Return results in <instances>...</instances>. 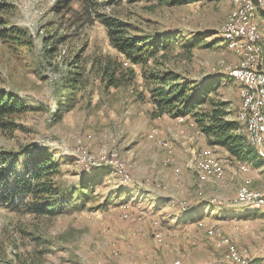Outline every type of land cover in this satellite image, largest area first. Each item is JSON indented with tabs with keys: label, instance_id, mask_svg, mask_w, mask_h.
Returning <instances> with one entry per match:
<instances>
[{
	"label": "rangeland",
	"instance_id": "374dc122",
	"mask_svg": "<svg viewBox=\"0 0 264 264\" xmlns=\"http://www.w3.org/2000/svg\"><path fill=\"white\" fill-rule=\"evenodd\" d=\"M6 1L7 27L23 31L27 42L0 38V94L25 108L4 118L12 127L0 126V153L50 159L51 177L69 202L44 215L0 205V264H228L218 237L243 258L264 260V208L233 204L250 180L226 183L225 174L200 181L194 166L195 152L208 150L224 172L233 164L264 193V155L257 151L261 166L246 162L249 170L241 171L207 145L194 111L158 112L147 75L167 71L193 91L211 87L207 96L225 102L234 119L240 84L226 71L240 57L220 33L231 1H97V11L125 23L129 36L175 37L148 71L109 44L81 0H69L68 9L63 0ZM256 22L264 33V15Z\"/></svg>",
	"mask_w": 264,
	"mask_h": 264
},
{
	"label": "trees",
	"instance_id": "16d2710c",
	"mask_svg": "<svg viewBox=\"0 0 264 264\" xmlns=\"http://www.w3.org/2000/svg\"><path fill=\"white\" fill-rule=\"evenodd\" d=\"M97 1L99 0H81L84 13L87 12L90 16L92 12L105 27L109 44L130 63L146 71L151 68L147 67L148 62L157 63L158 58L164 56V53L156 56L158 51L167 48L175 39L166 36L148 41L145 37L129 36L125 23L97 11ZM100 1L109 5L115 0ZM157 1L159 4L175 5L194 0ZM61 2V8H69V0ZM9 9L10 4L6 0H0V38L12 44H25V33L15 26L7 27L8 21L2 17V13ZM182 46L190 47L188 43ZM147 75L151 84V100L159 113L175 117L194 111L195 122L208 146L225 149L238 162H249L253 167L261 166L262 160L259 161L256 148L246 141L243 127L238 121L229 119L226 103L207 96L211 87L204 86L193 91L187 84L178 82L177 75L167 71L160 73L152 70ZM111 76L110 74L109 82L116 85ZM202 104L208 105V109H202ZM24 108L25 105L19 99L8 93H1L0 126L12 127L10 121H3L4 118ZM54 170V163L38 154H29L21 160L19 154L0 153V205L15 210L22 207L26 212L35 215L59 213L69 201L51 177ZM189 212L191 210L187 213Z\"/></svg>",
	"mask_w": 264,
	"mask_h": 264
},
{
	"label": "bare ground",
	"instance_id": "6f19581e",
	"mask_svg": "<svg viewBox=\"0 0 264 264\" xmlns=\"http://www.w3.org/2000/svg\"><path fill=\"white\" fill-rule=\"evenodd\" d=\"M230 1L232 4V9L227 16L220 33L226 41L227 47L236 53L240 57V60L235 67L231 68V71L230 69L226 71V75L234 78L240 84V104L236 113V120L242 124V127H244L243 129L245 138L248 144L256 147L258 149L257 151L264 155V144L261 143V135H259V122L252 121L253 115H258L262 111L264 104V93L259 91L258 84H254L251 80H249V70L254 67V76H261L260 89H264V49H262V47H258V45H254V42L250 37L243 36L242 34H235V29L240 28V25L246 20V4L248 0ZM251 3H253L254 8L260 9L261 15H264L263 0H251ZM259 15L260 14H252V26L255 29L254 38H260L264 42V33L259 30L256 22V19L259 17ZM163 146L165 147L166 152L169 154L171 152L170 146L167 143L163 144ZM195 153L196 161L194 166L200 181H206L209 176H212L218 180L224 179V164L222 165L221 161L218 160V158L216 159L211 154L212 152L210 153L208 150L200 149ZM238 164L241 171H246L244 169H248L247 164L242 162H238ZM241 199L261 200L264 199V193L253 190L252 188H249L248 184H244L237 190L234 202H239ZM242 206H252L260 209L264 208L263 203L256 201L243 202ZM208 233L209 235H215L213 230H209ZM221 241H227V243L221 244L219 246L226 247V258L229 262L240 257L235 246L231 243L229 238L218 237L217 246L218 242Z\"/></svg>",
	"mask_w": 264,
	"mask_h": 264
},
{
	"label": "built area",
	"instance_id": "2783aa9c",
	"mask_svg": "<svg viewBox=\"0 0 264 264\" xmlns=\"http://www.w3.org/2000/svg\"><path fill=\"white\" fill-rule=\"evenodd\" d=\"M264 4V0H263ZM252 14H260V9H256L253 6V3H251V0H248L246 4V20L240 25V28L235 29V34H242L243 36H248L253 40L254 45H258V47H262L264 49V42L260 38H254V27L252 26ZM239 70V69H238ZM231 71V69H230ZM260 78L261 76H254V67H252L251 70H249V80L252 81L254 84H258V89L260 92L264 93V89H260ZM243 95V93H242ZM252 121L259 122V135H261V143L264 144V104L262 111L258 115H253ZM249 170V169H244ZM249 201H256L259 203L264 204V199L261 200H243L239 202H234L233 204H239L242 205L243 202H249ZM228 241V240H227ZM227 241H221L218 242V246L224 243H227ZM239 263H246V264H264V260L262 259H246L242 258V254H240L239 258L233 259L232 261L228 262V264H239Z\"/></svg>",
	"mask_w": 264,
	"mask_h": 264
},
{
	"label": "crops",
	"instance_id": "0c3cea01",
	"mask_svg": "<svg viewBox=\"0 0 264 264\" xmlns=\"http://www.w3.org/2000/svg\"><path fill=\"white\" fill-rule=\"evenodd\" d=\"M262 22V21H261ZM236 116V115H235ZM235 116H234V119L233 120H236V118H235ZM214 148H219V149H221V150H223V152L227 155V156H229L228 155V153H227V151L225 150V149H223V148H221V147H214ZM215 151V150H214ZM229 158H230V160H234L232 157H230L229 156ZM237 164H238V161L236 160L235 161ZM234 162V163H235ZM243 163V162H242ZM245 164V163H244ZM235 168V166L233 165V164H230V163H226L225 164V174H226V183H231V180H235V181H239V180H241V181H243V179H249L250 180V185H252L251 187L253 188L254 187V189L255 188H260L258 185H257V183H255V181L253 180L252 181V183H251V177H246L245 175H247L248 176V173L247 174H245V173H242V172H240V171H237V169H234ZM225 176V175H224ZM244 176H245V178H244ZM248 180V181H249Z\"/></svg>",
	"mask_w": 264,
	"mask_h": 264
}]
</instances>
